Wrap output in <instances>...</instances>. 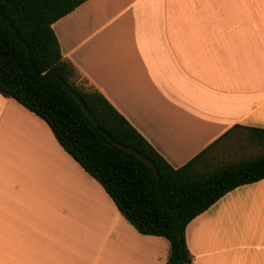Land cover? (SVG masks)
Here are the masks:
<instances>
[{
  "label": "crops",
  "instance_id": "obj_1",
  "mask_svg": "<svg viewBox=\"0 0 264 264\" xmlns=\"http://www.w3.org/2000/svg\"><path fill=\"white\" fill-rule=\"evenodd\" d=\"M62 54L174 168L236 126L264 129V0H87ZM193 264H264V180L187 227ZM45 121L0 94V264H166Z\"/></svg>",
  "mask_w": 264,
  "mask_h": 264
},
{
  "label": "trees",
  "instance_id": "obj_2",
  "mask_svg": "<svg viewBox=\"0 0 264 264\" xmlns=\"http://www.w3.org/2000/svg\"><path fill=\"white\" fill-rule=\"evenodd\" d=\"M87 0H0V94L47 123L63 149L142 235L165 238L166 264H193L188 225L235 189L264 180V154L213 165L212 148L235 129L264 149V129L236 126L172 167L64 58L53 24Z\"/></svg>",
  "mask_w": 264,
  "mask_h": 264
},
{
  "label": "rangeland",
  "instance_id": "obj_3",
  "mask_svg": "<svg viewBox=\"0 0 264 264\" xmlns=\"http://www.w3.org/2000/svg\"><path fill=\"white\" fill-rule=\"evenodd\" d=\"M79 84L89 88V84L79 76ZM264 154V149L254 145L248 139V132L244 129H235L224 139L219 141L211 150L209 156L212 164L235 163L241 159L257 157Z\"/></svg>",
  "mask_w": 264,
  "mask_h": 264
},
{
  "label": "water",
  "instance_id": "obj_4",
  "mask_svg": "<svg viewBox=\"0 0 264 264\" xmlns=\"http://www.w3.org/2000/svg\"><path fill=\"white\" fill-rule=\"evenodd\" d=\"M173 264H183L182 262H174Z\"/></svg>",
  "mask_w": 264,
  "mask_h": 264
}]
</instances>
